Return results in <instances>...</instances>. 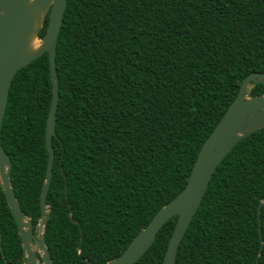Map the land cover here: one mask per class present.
I'll return each mask as SVG.
<instances>
[{
	"label": "trees",
	"instance_id": "trees-1",
	"mask_svg": "<svg viewBox=\"0 0 264 264\" xmlns=\"http://www.w3.org/2000/svg\"><path fill=\"white\" fill-rule=\"evenodd\" d=\"M56 68L44 239L55 264H105L186 186L243 79L264 74V0H67ZM52 88L45 52L17 71L2 122L12 186L35 233ZM248 94H264V83ZM263 200L264 127L216 167L175 264H264ZM177 219L133 264L163 263ZM23 262L0 184V264Z\"/></svg>",
	"mask_w": 264,
	"mask_h": 264
},
{
	"label": "water",
	"instance_id": "water-1",
	"mask_svg": "<svg viewBox=\"0 0 264 264\" xmlns=\"http://www.w3.org/2000/svg\"><path fill=\"white\" fill-rule=\"evenodd\" d=\"M66 7L67 0H0V184L15 218L27 264H39L40 260L44 264H55L44 239V230L50 217L47 195L53 175L55 154L52 141L56 134L55 124L60 97L56 49ZM47 16L49 22L46 33L40 37ZM33 34L42 42L38 48L30 51L29 39ZM45 52L49 55L53 94L46 123L49 159L40 196L42 216L38 222L43 228L37 238L35 226L24 212L12 186V161L2 144V122L12 80L17 71ZM253 81L264 83V74L252 72L243 79L237 96L204 141L186 186L154 214L123 253L105 264L136 262L152 245L160 228L174 215H178L162 264L176 263L179 244L199 208L216 167L242 138L264 127V94H248ZM37 248L41 251L40 259Z\"/></svg>",
	"mask_w": 264,
	"mask_h": 264
},
{
	"label": "bare ground",
	"instance_id": "bare-ground-1",
	"mask_svg": "<svg viewBox=\"0 0 264 264\" xmlns=\"http://www.w3.org/2000/svg\"><path fill=\"white\" fill-rule=\"evenodd\" d=\"M43 13V12H42ZM38 24V21L36 22V25ZM40 40V41H39ZM41 39L36 37L35 34H33L30 39H29V50L32 51L36 48H38L41 44ZM41 228H43L42 226H40Z\"/></svg>",
	"mask_w": 264,
	"mask_h": 264
},
{
	"label": "rangeland",
	"instance_id": "rangeland-1",
	"mask_svg": "<svg viewBox=\"0 0 264 264\" xmlns=\"http://www.w3.org/2000/svg\"><path fill=\"white\" fill-rule=\"evenodd\" d=\"M39 41H40V40H39ZM249 89H250V87H249ZM41 230H42V228L40 227V225H39V223H38V225L36 226V236H37V238L40 237ZM37 249H38V252L40 253V252H41L40 249H39V248H37ZM39 264H44V263H43L42 260H40V261H39Z\"/></svg>",
	"mask_w": 264,
	"mask_h": 264
},
{
	"label": "flooded vegetation",
	"instance_id": "flooded-vegetation-1",
	"mask_svg": "<svg viewBox=\"0 0 264 264\" xmlns=\"http://www.w3.org/2000/svg\"><path fill=\"white\" fill-rule=\"evenodd\" d=\"M37 253H38V257H39V259H40V254H39V252H37ZM23 264H27V260H26V259H24Z\"/></svg>",
	"mask_w": 264,
	"mask_h": 264
}]
</instances>
